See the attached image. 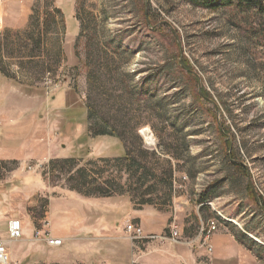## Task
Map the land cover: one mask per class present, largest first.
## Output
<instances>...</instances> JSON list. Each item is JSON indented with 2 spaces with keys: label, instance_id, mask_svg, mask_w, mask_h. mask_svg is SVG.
<instances>
[{
  "label": "rangeland",
  "instance_id": "rangeland-1",
  "mask_svg": "<svg viewBox=\"0 0 264 264\" xmlns=\"http://www.w3.org/2000/svg\"><path fill=\"white\" fill-rule=\"evenodd\" d=\"M4 4L27 23L9 27ZM0 8V57L34 109L0 136V210L44 229L22 264H264V17L189 0ZM130 220L167 238L133 241Z\"/></svg>",
  "mask_w": 264,
  "mask_h": 264
},
{
  "label": "crops",
  "instance_id": "crops-1",
  "mask_svg": "<svg viewBox=\"0 0 264 264\" xmlns=\"http://www.w3.org/2000/svg\"><path fill=\"white\" fill-rule=\"evenodd\" d=\"M5 6L6 4L2 6V9L0 8L2 10L1 16L5 17L7 22H10L8 24L9 27L17 28V26H24L27 23L26 21L29 16V11L27 10V8H24L23 11L18 13L17 10L15 11L14 9H10V11H7ZM12 22H16L17 25L13 26ZM19 22H22L21 25ZM5 66L6 63L4 62V59L0 57V136L4 137L5 135L14 138L17 133H13L10 130L20 129L21 120L31 118L24 115V113L26 111L32 113L34 112V109L29 104L25 105L23 99L24 90L22 84H18L15 79L8 77ZM74 126L76 130H82V122H78L76 125L74 124ZM75 129L73 128L74 133ZM5 149L0 148V160L11 158V151H5ZM63 204L64 203H62L56 198L55 201H53V203L51 204V206L54 205V207L57 208V211L59 212L57 218H60V221L65 223L67 220L66 218H64V214L60 213L65 207ZM12 219H19L24 223V233L22 241L13 242V240L9 237V221ZM0 224L6 227L7 238H3L0 235V240L6 245L8 252L11 255L12 262L22 264L23 261H26L27 259L29 260L30 256L32 255L31 253L33 252L32 250H34V246L36 245L37 241L34 237L35 233L38 231L40 233L44 232V229H39L41 227H39L37 219L34 217L32 218L29 215H26V217L22 218L20 216L17 218L14 216H10L8 213L5 214L0 210ZM53 234L55 235H53L54 237H61L63 241H67L69 238L67 231L64 230L54 231ZM13 243H18V247L14 248ZM38 249H40V252L42 253L41 255L43 257H46L47 253H50V251L48 250V248L45 247V245H42ZM42 263L47 262L42 261ZM26 264H40V261L39 263H30V261H28Z\"/></svg>",
  "mask_w": 264,
  "mask_h": 264
},
{
  "label": "built area",
  "instance_id": "built-area-1",
  "mask_svg": "<svg viewBox=\"0 0 264 264\" xmlns=\"http://www.w3.org/2000/svg\"><path fill=\"white\" fill-rule=\"evenodd\" d=\"M2 19H0V26H1ZM9 237L13 240H21L24 233V223L19 219H12L9 221ZM211 229L216 228V224L213 221ZM126 233L129 235L130 239L133 241H145V240H155V239H165L167 235H157L154 233H147L144 231V228L140 223L135 222L134 220H130L125 225ZM39 233V232H38ZM37 233V235H38ZM171 238L174 241H177L181 234L179 233L178 228L171 229ZM36 235V236H37ZM63 243V239L54 238L48 241L50 246H59ZM0 264H16L12 262L11 255L8 252L6 245L0 240Z\"/></svg>",
  "mask_w": 264,
  "mask_h": 264
},
{
  "label": "trees",
  "instance_id": "trees-1",
  "mask_svg": "<svg viewBox=\"0 0 264 264\" xmlns=\"http://www.w3.org/2000/svg\"><path fill=\"white\" fill-rule=\"evenodd\" d=\"M192 4H194L197 7H204L208 8L213 11H217L219 8L223 7H237L240 10L243 11H256L259 15L264 17V0H189ZM191 72V71H190ZM190 72L188 73L190 75ZM192 76V75H190ZM193 77V76H192ZM196 79V78H194ZM220 132L224 133V128L223 126L219 128ZM98 134H109L112 135V133L108 132L107 130L100 131ZM69 161H74L73 159H68ZM234 164L238 166L239 168L242 167L241 163L234 160ZM79 190V189H78ZM251 194L253 196L254 200H257V197L255 195L254 190H250ZM79 192L84 193L87 196H110L112 192L107 191V190H102V189H93V191H82L79 190ZM213 195L211 194V190L207 189V191L203 192L202 194V202H206L208 199L212 198ZM264 207V206H263ZM264 209V208H263Z\"/></svg>",
  "mask_w": 264,
  "mask_h": 264
},
{
  "label": "bare ground",
  "instance_id": "bare-ground-1",
  "mask_svg": "<svg viewBox=\"0 0 264 264\" xmlns=\"http://www.w3.org/2000/svg\"><path fill=\"white\" fill-rule=\"evenodd\" d=\"M142 133L145 134V136H146V138H147L148 141H150V142H153L154 141L153 134L149 131L148 128H144L143 131H142Z\"/></svg>",
  "mask_w": 264,
  "mask_h": 264
}]
</instances>
